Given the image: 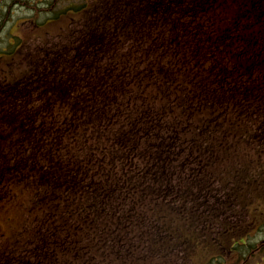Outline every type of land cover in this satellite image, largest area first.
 Masks as SVG:
<instances>
[{
	"label": "trees",
	"instance_id": "trees-1",
	"mask_svg": "<svg viewBox=\"0 0 264 264\" xmlns=\"http://www.w3.org/2000/svg\"><path fill=\"white\" fill-rule=\"evenodd\" d=\"M66 8L84 13L68 44L0 65V264H172L208 247L203 264H245L264 224L238 221L264 191V0ZM11 36L0 58L16 60Z\"/></svg>",
	"mask_w": 264,
	"mask_h": 264
},
{
	"label": "rangeland",
	"instance_id": "rangeland-1",
	"mask_svg": "<svg viewBox=\"0 0 264 264\" xmlns=\"http://www.w3.org/2000/svg\"><path fill=\"white\" fill-rule=\"evenodd\" d=\"M4 4L3 15L5 18V12H8L6 15V21L1 27L2 33L0 34V47L10 48L11 33H18L22 38H17L15 42L19 44L22 42L17 50L16 60L11 58H0V65H3L4 69L10 67V65H29L30 60L36 57L34 53L36 48L37 51H41V48H62L67 42V33L70 31L72 24L79 21V18L84 14L74 12L73 9L67 10L68 12H63L66 10L68 5H82L88 4L92 6L98 2V0H27L32 5L33 8L24 5V0H0ZM28 4V3H26ZM1 10V9H0ZM55 11H58L55 13ZM70 11V12H69ZM1 14V11H0ZM60 16V19L55 21H49L46 25H40L45 19H48L53 16ZM3 18V19H4ZM75 18V21L73 20ZM1 19V20H3ZM13 20V21H12ZM19 21L17 25L14 26V22ZM82 23V22H79ZM77 24V23H76ZM77 32L80 25L73 26ZM13 40V39H12ZM133 43H124L122 52L129 49H134L131 47ZM128 52V51H127ZM38 55V53H37ZM130 54H128L129 59ZM22 59V60H21ZM25 59V61H23ZM22 61V63H21ZM12 73L15 74V69L12 68ZM264 186V178L261 181ZM251 195L249 192H242L241 198L244 200ZM254 205L251 206V209L248 210L245 214L242 213L238 217V221L246 223L254 217L259 219H264V191L255 193ZM259 201L260 203H257ZM259 207V209H258ZM259 211H263L259 212ZM11 216L14 221L18 218L17 213L12 212ZM6 227V225H4ZM262 228V229H261ZM241 229V228H239ZM255 239H251L250 242L254 243V246L260 245L257 250L251 254L245 264H264V224L256 228L255 232L251 234ZM138 236H135V244L138 242ZM262 243V245L260 244ZM231 246V245H230ZM143 247V246H142ZM210 251V248H205L196 252L193 256V259H184L182 257L179 260L172 261V264H203V259L206 257V253ZM227 249H225L226 251ZM153 255V254H152ZM154 256V255H153ZM154 259V258H153ZM146 261V260H144ZM155 263H159L161 259H155ZM144 263V262H143ZM166 264L167 261L165 262ZM147 264V263H144Z\"/></svg>",
	"mask_w": 264,
	"mask_h": 264
}]
</instances>
